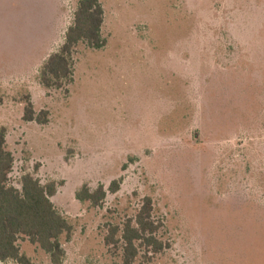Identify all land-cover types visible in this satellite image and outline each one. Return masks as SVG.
<instances>
[{"label":"rangeland","instance_id":"1","mask_svg":"<svg viewBox=\"0 0 264 264\" xmlns=\"http://www.w3.org/2000/svg\"><path fill=\"white\" fill-rule=\"evenodd\" d=\"M79 1L0 0L10 181L56 183L51 201L74 227L62 264H121L106 228L144 197L168 248L138 264H264V0H99L106 46L78 45L73 82L46 89L40 68ZM25 96L46 124L23 120ZM85 184L107 190L100 207L75 198Z\"/></svg>","mask_w":264,"mask_h":264},{"label":"trees","instance_id":"2","mask_svg":"<svg viewBox=\"0 0 264 264\" xmlns=\"http://www.w3.org/2000/svg\"><path fill=\"white\" fill-rule=\"evenodd\" d=\"M103 24L104 9L99 0L78 2L73 24L67 29L63 44L40 68L39 79L46 89H61L73 82L72 57L78 45L85 44L95 50L106 46L102 37ZM23 102L24 121L47 123L48 113L42 111V119L37 118L30 96H25ZM13 164L14 158L6 147V129L1 128L0 263L32 264L18 245L19 241L28 240L49 256L51 264H62L65 251L61 239L70 240L74 227L51 201L57 185L55 182L42 185L34 175L25 173L20 178V188H17L10 181ZM119 184V181H113L108 191L116 193ZM106 196L103 185L92 190L85 184L75 193L79 202L89 203L92 207H100ZM162 228V221L154 216L152 199L144 197L135 215L121 224L107 226L104 244L112 254L120 253L121 264H138L140 258L151 260L168 248L158 236Z\"/></svg>","mask_w":264,"mask_h":264},{"label":"crops","instance_id":"3","mask_svg":"<svg viewBox=\"0 0 264 264\" xmlns=\"http://www.w3.org/2000/svg\"><path fill=\"white\" fill-rule=\"evenodd\" d=\"M54 53V52H53Z\"/></svg>","mask_w":264,"mask_h":264}]
</instances>
